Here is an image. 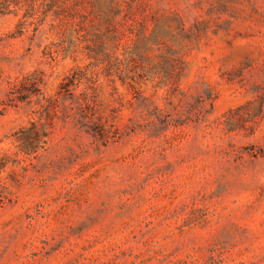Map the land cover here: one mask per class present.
Returning <instances> with one entry per match:
<instances>
[{"label":"rangeland","instance_id":"rangeland-1","mask_svg":"<svg viewBox=\"0 0 264 264\" xmlns=\"http://www.w3.org/2000/svg\"><path fill=\"white\" fill-rule=\"evenodd\" d=\"M0 192V264H264V0H0Z\"/></svg>","mask_w":264,"mask_h":264},{"label":"trees","instance_id":"trees-1","mask_svg":"<svg viewBox=\"0 0 264 264\" xmlns=\"http://www.w3.org/2000/svg\"><path fill=\"white\" fill-rule=\"evenodd\" d=\"M7 5H5L6 7ZM80 78L81 75L77 72L72 73L70 75H68L67 77L64 78V80L61 82L59 90L57 92L56 97L54 98V101L56 103H62L63 101H65L67 98H71L73 99L72 101L77 105H82L81 104V100L76 97L74 98V89L75 87L78 85V83L80 82ZM29 78H26L25 80H23L22 82H19L17 84L16 87V93L19 94L20 92H22V90H24L25 92L27 91V89L25 88V84L27 83V80ZM29 84H31L32 86H37V82L34 81V79L29 81ZM28 93V91H27ZM18 98V97H17ZM84 104V100L82 102ZM77 108L74 106H69L68 108V114L70 116H78L77 121L80 124V126L84 127L85 132L88 133H92L94 136H96V134H99L100 138L102 139L103 142L107 143V141L109 140L110 136L108 135L107 131H105L103 125H101V131L99 133H96L93 129L95 124H98V122L95 121L94 117L92 114H82V112L79 111V113H77ZM79 114V115H77ZM3 202V196L0 192V204H2Z\"/></svg>","mask_w":264,"mask_h":264}]
</instances>
